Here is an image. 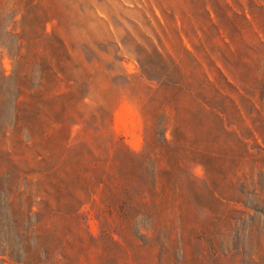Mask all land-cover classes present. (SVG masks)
Segmentation results:
<instances>
[{
    "label": "rangeland",
    "instance_id": "1",
    "mask_svg": "<svg viewBox=\"0 0 264 264\" xmlns=\"http://www.w3.org/2000/svg\"><path fill=\"white\" fill-rule=\"evenodd\" d=\"M0 264H264V0H0Z\"/></svg>",
    "mask_w": 264,
    "mask_h": 264
},
{
    "label": "trees",
    "instance_id": "2",
    "mask_svg": "<svg viewBox=\"0 0 264 264\" xmlns=\"http://www.w3.org/2000/svg\"><path fill=\"white\" fill-rule=\"evenodd\" d=\"M167 121V126L168 128H170V132H171V136L172 139L170 141H172L173 143L176 142V135L182 131L183 129H185L186 125L182 124L180 121H178V119L174 116V117H167L166 119ZM164 140L166 142H168V139L164 138ZM132 153L137 154L136 152L132 151ZM159 154V152L157 153ZM192 156L190 157L192 160H201L203 158V150L201 151L200 149H195L192 151Z\"/></svg>",
    "mask_w": 264,
    "mask_h": 264
}]
</instances>
